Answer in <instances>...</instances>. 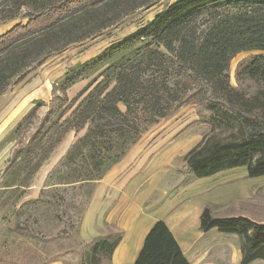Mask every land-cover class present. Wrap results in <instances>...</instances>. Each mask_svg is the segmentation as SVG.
I'll use <instances>...</instances> for the list:
<instances>
[{
	"label": "trees",
	"instance_id": "16d2710c",
	"mask_svg": "<svg viewBox=\"0 0 264 264\" xmlns=\"http://www.w3.org/2000/svg\"><path fill=\"white\" fill-rule=\"evenodd\" d=\"M159 1L0 0L1 19H26L0 34V94L51 55ZM246 51L254 54L237 64L234 76L238 85L248 80L256 86L250 94L232 86L228 72L232 58ZM82 80L87 82L69 98L68 89ZM32 104L0 143H15L0 179V210L10 212L8 229L18 235L32 236L28 222L21 223L23 211L46 200L41 194L22 201L26 190L71 131L83 133L52 170L49 180L56 181L47 186L77 183L89 199L145 130L187 104L207 112L199 113L206 124L201 139L182 157L187 180L238 167L249 178L264 176V0L170 2L121 40L69 66L53 82L43 115L41 100ZM198 228L236 236L239 264L264 260L262 221L243 214L216 216L205 205ZM121 239L122 232L113 230L98 237L88 263L112 264ZM132 264L190 262L166 223L156 220Z\"/></svg>",
	"mask_w": 264,
	"mask_h": 264
},
{
	"label": "rangeland",
	"instance_id": "374dc122",
	"mask_svg": "<svg viewBox=\"0 0 264 264\" xmlns=\"http://www.w3.org/2000/svg\"><path fill=\"white\" fill-rule=\"evenodd\" d=\"M173 1L175 0H161L150 8L137 9L100 35L70 45L64 51L51 55L24 78L10 83L0 94V143L33 105V100H41L40 115L44 114L52 97L53 82L69 66L78 61L83 62L111 43L121 40ZM23 11L24 9H21L20 14ZM19 21L26 23V19L20 17L9 21L0 18V34ZM252 54L253 51L237 53L232 58L228 71L231 85L248 94L256 91V86L248 80L238 85L234 72L237 64ZM86 82L87 80L79 81L69 88L68 97H73ZM120 108L124 109L121 105ZM200 112L202 115L207 113L199 105L187 104L145 130L121 161L107 171L108 176L106 172L107 177L114 176L106 186V191L109 189L108 194L113 198L108 207L105 206L106 203L102 205L101 202L102 206L96 210L91 201L93 194L89 199L86 189L83 190L77 183L47 186L48 183L56 181L49 180L53 178L50 173L83 130L78 133L69 132L38 170L22 199V201L35 199L41 194L46 199L45 203H40L37 208H25L23 211L21 223L28 222L33 232L32 236L11 232L8 227L13 223V217L10 212L0 210V264H12L15 259L27 264H89L91 245L98 237L105 236L109 230L122 232L118 264H132L140 248L138 245L140 226L154 216L161 217L164 211L169 209L175 201L171 200L173 191V195H177L175 190L181 191L188 187L187 194L191 190H197L200 185L197 184L199 178L187 180L186 174L182 171L183 155L199 142L206 126L199 115ZM14 145L12 141L0 147V179ZM221 172L228 173L227 177L236 178L246 173L243 167ZM115 188L119 189L118 192L114 191ZM250 190L253 192L252 198L240 202L235 207L242 208L243 214L248 217L264 219V177L260 181V186L252 187ZM145 192L148 195L140 205L143 210L149 204L153 205L157 199H161V202L156 204L157 209L142 211L138 216L137 206L139 207V200ZM106 196L108 195H105L108 200ZM104 208L107 209L103 212ZM125 208L128 211L126 228L120 225L119 219ZM211 210L216 216L228 212L213 205ZM102 214L104 220L100 223ZM108 216H111V219L106 221ZM185 228L190 238L196 235L198 246L192 251L189 250L196 259V264L198 262L239 264L240 252L236 236L224 235L215 229L201 232L192 221ZM252 264H264V260H257Z\"/></svg>",
	"mask_w": 264,
	"mask_h": 264
},
{
	"label": "crops",
	"instance_id": "0c3cea01",
	"mask_svg": "<svg viewBox=\"0 0 264 264\" xmlns=\"http://www.w3.org/2000/svg\"><path fill=\"white\" fill-rule=\"evenodd\" d=\"M118 163H116L115 165H117ZM107 176H108V172H107ZM107 176L105 174L103 178L98 181V183L96 184L93 196L91 198L92 206L94 207L95 210L97 209V207L99 206L101 207L105 203H106L105 206L108 207L112 201L113 197L108 194L110 193V191H108L109 189L107 190L108 192L106 191V186L108 185V183H110V180H113L112 178L114 176L112 175L111 177H107ZM227 176H228V173L218 172L209 177L199 178L197 181V184H200L198 185V189L194 191L191 190L187 194H186V191H189L188 187H184L185 189H182L181 191H179V189L175 190L177 195L176 194L173 195L174 193L173 191L171 195V200L175 199V201H173V204L169 206V209H166L163 215H161V217L154 216L146 224H142L140 226L141 229L138 235V240H139L138 245H140L141 247L143 238L145 234L147 233V231L149 230V228L151 227V225L154 223V221L162 220L166 223L168 228L171 230L172 234L174 235L175 239L177 240L185 257L190 262V264H196V261H195L196 259L189 252V250L192 251L193 249L197 248L196 246H198L196 244V235L190 238L189 235L185 231L186 229L185 227H187V225L191 221L192 223L195 222L197 227H199V216L205 205H208L210 208H211V205H213V207L220 208L222 211L224 210L228 211L227 214L218 215V216H230V215H235V214H243L244 210L242 208L240 209L235 206H238L240 202H244L246 200L251 199L252 198L251 193L253 192H250L251 191L250 189L252 187L260 186V181L264 177V176H261V177L249 178L247 177L246 173H244V175H242L239 178L227 177ZM118 190L119 189H116V188L114 189L115 192H118ZM105 195H108L106 196L108 197L107 198L108 200H106ZM147 195L148 193L145 192L144 196L139 200L140 210H139V207L137 206V212H136L138 213V216L141 215L140 213H142V211L145 212L146 210H150L151 208L157 209L158 207H156L157 206L156 204L158 202H161V199H157L155 200V203L153 205L149 204L147 208L143 210V208L140 205H142V202ZM197 195L199 197H196ZM101 202H102V205H101ZM106 209L107 208H104L103 212L106 211ZM127 212H128L127 208H125L119 218L121 221L120 225L123 226L124 228L128 226V216H127L128 213ZM159 213H162V212L159 211ZM110 219H111V216H108L105 220L108 221ZM253 219H256V218H253ZM103 220H104V216L102 214L100 223H102ZM256 220L264 222V219H256ZM121 241L119 242V244L113 251V254H112L113 264L119 263L118 254H121V250H120ZM139 249L140 248H138V251ZM256 261L257 260H255L254 262ZM197 264H214V263L198 262Z\"/></svg>",
	"mask_w": 264,
	"mask_h": 264
}]
</instances>
